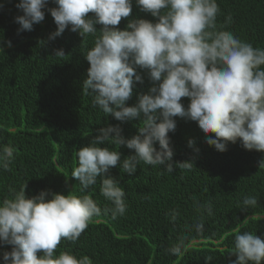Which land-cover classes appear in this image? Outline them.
I'll return each instance as SVG.
<instances>
[{"label": "clouds", "instance_id": "1", "mask_svg": "<svg viewBox=\"0 0 264 264\" xmlns=\"http://www.w3.org/2000/svg\"><path fill=\"white\" fill-rule=\"evenodd\" d=\"M134 2L155 20L132 17L123 29L118 27L122 18L131 17L133 0H51L54 7L48 6L50 0H19L15 5L23 13L14 17L19 25L17 35L32 31L47 12L56 25L47 42L66 29L81 38L95 37L84 56L89 67L83 93L105 116L120 122L136 120L141 126L131 137L123 135L119 124L100 127L90 142L77 150L78 166L71 176L78 180L84 195L41 190L38 195L26 196L25 183L19 190L10 187L9 196L0 200V247L11 246L0 254L3 264H92L87 255L78 258L70 251L57 253V247L62 239L78 240L93 217L110 212L115 219L126 212L125 192L111 175L112 168L119 167L130 176L141 162L167 173H172L174 166L192 169L193 160L173 163L169 133L175 131L177 117L195 122L205 134L206 144L219 152L238 140L246 150L264 152V48L218 30L216 0ZM95 25H101L99 30ZM4 47L11 48L12 42L0 38V52ZM54 56L64 57L63 48L54 49ZM138 69L145 72L151 86L146 93L137 94L136 102L129 106L127 101L137 83H144ZM182 98H187V106ZM121 146L131 150L123 159L118 150ZM187 146L199 153L194 140L189 139ZM16 151L12 145H0V169L9 168ZM259 166L264 167V160ZM98 180L111 208L101 209L87 193ZM257 204L256 196L246 195L240 208L247 211ZM194 207L201 215L192 227L202 234L203 215H213V204L195 200ZM167 215L175 223L180 212L172 209ZM187 240L181 236L166 249L167 254L182 257ZM231 255L236 257L232 264H261L264 237L237 229Z\"/></svg>", "mask_w": 264, "mask_h": 264}, {"label": "trees", "instance_id": "2", "mask_svg": "<svg viewBox=\"0 0 264 264\" xmlns=\"http://www.w3.org/2000/svg\"><path fill=\"white\" fill-rule=\"evenodd\" d=\"M18 2L0 0V38L12 42L11 48L0 52V145L17 150L9 168L0 169V200L9 196L10 187L19 190L24 183L26 196L38 195L41 190L84 195L78 180L71 176L78 166L77 150L86 146L100 127L119 124L123 135L131 137L141 122H120L105 116L83 93L82 82L89 67L84 56L95 37L81 38L66 29L47 42L56 28L47 12L32 31L17 35L19 25L14 17L23 14L15 7ZM216 2L220 8L218 30L264 48V0ZM48 6L55 5L50 0ZM132 17L155 20L140 11L133 0L131 17L122 18L118 27L123 29ZM95 27L99 30L101 25ZM42 40L46 43L41 44ZM58 48H63L64 57L54 56ZM138 71L144 83H137L127 101L129 106L136 102L137 94L146 93L151 86L145 72ZM182 102L187 106V98ZM175 119L176 129L169 133L173 163L193 160L192 169L174 166V171L167 173L141 162L130 176L119 167L112 168L111 175L125 192L126 212L115 219L110 212L93 217L78 240L62 239L57 253L70 251L78 258L87 255L92 264H232L237 229L264 237V167L259 166L264 152L246 150L239 140L219 152L206 144L205 134L195 122ZM189 139L195 141L198 154L187 146ZM104 146L116 149L115 145ZM118 150L122 159L131 153L123 146ZM87 193L101 209L112 207L100 192L99 180ZM246 195L256 196L258 204L242 211ZM195 200L213 204V215H203L202 234L192 227L201 215L195 210ZM172 209L180 212L175 223L167 215ZM181 236L188 237L186 253L182 257L167 254L166 249ZM10 250L11 246L5 245L0 254Z\"/></svg>", "mask_w": 264, "mask_h": 264}]
</instances>
